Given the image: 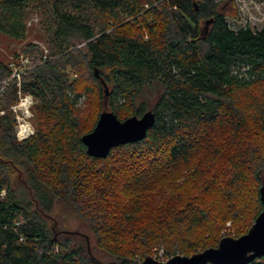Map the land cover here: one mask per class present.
<instances>
[{
    "label": "trees",
    "instance_id": "16d2710c",
    "mask_svg": "<svg viewBox=\"0 0 264 264\" xmlns=\"http://www.w3.org/2000/svg\"><path fill=\"white\" fill-rule=\"evenodd\" d=\"M34 8L51 17L48 51L25 43L29 68L0 93V264H143L155 248L167 260L216 247L228 221L245 234L263 209L264 19L234 27L218 0H0V31L25 40ZM11 75L0 61V88ZM85 76L100 103L91 128ZM21 94L39 122L23 140L12 110ZM106 107L156 120L143 140L97 158L82 137ZM184 176L225 200L192 195L175 183ZM170 177L174 193L161 185ZM59 201L94 243L53 221Z\"/></svg>",
    "mask_w": 264,
    "mask_h": 264
},
{
    "label": "rangeland",
    "instance_id": "374dc122",
    "mask_svg": "<svg viewBox=\"0 0 264 264\" xmlns=\"http://www.w3.org/2000/svg\"><path fill=\"white\" fill-rule=\"evenodd\" d=\"M220 3V6L223 10H225L228 13V21L232 26L234 27H242L244 25H251L252 27L261 28L263 24L264 19V4L261 0H218ZM233 13H236V15H233ZM51 17L48 16L42 9L34 8L29 16L28 21V34L27 38L25 40H18L14 37L9 36L8 34L0 31V61H3L7 63L9 66H11V62L16 61L18 56L17 54H23L22 47L27 42H33L40 45V47L44 50V53H47L48 51V39L50 36L49 33V26L51 24ZM87 77H83L82 84H88L90 90L88 91V98L85 101L86 104L84 105V102L82 105L85 106L86 112L84 115V121L86 123V127L91 128L94 119L98 113V109L100 107L99 103V95L96 89V86L93 82L88 81ZM157 92H154L152 96L148 97V107H151L153 104V101L155 100V95ZM22 98H25V94H22ZM29 95V94H28ZM21 96V95H20ZM20 98L18 103H16L14 106L17 107V113H15L16 117V132L19 124L28 125L33 133L36 132V129L39 125L38 118L35 115L34 112V106H35V100L33 96H31V100H29V113L26 115L23 114V110L19 107L18 104H20ZM13 107V106H12ZM184 175H187V173H184ZM188 176V175H187ZM187 176L181 177L179 180H177L175 183L177 185L184 186L183 189H187L190 191L192 195H196L199 198H203L208 203H213L212 200H214L216 203L219 201L225 200L224 197L222 198V195L224 194V191H221L219 196H210L204 195L202 193V187L203 183L202 181H199L197 178H190V182L186 178ZM173 182V178H167L161 180V185L164 187L169 188V193L176 192L175 189H177V186L171 187V184ZM180 183V184H179ZM248 191V188L245 190V192ZM249 194L251 197V202L249 206H252L251 210H245V216L247 214H250L252 210H254V197H253V190H249ZM242 207V203L240 204V209ZM249 207V209H250ZM249 216V215H248ZM248 216L243 222V225H246L248 221ZM52 219L59 225L60 227H65L68 229V231L72 230L78 233H83L87 237H89V240L91 239L92 243L95 242V236L92 233L91 229L83 222L82 218L78 216V214L75 212L73 205L70 202L66 201H59L56 203L54 207V211L52 214ZM235 225L232 221H228L225 224V227H223L220 231L221 237L231 236V237H237L238 231H240V226ZM245 227V226H244ZM249 230V229H248ZM236 235V236H235ZM157 248L153 249V253L149 256H151L153 259L156 260H162L160 258L162 255L161 253H157ZM160 257H159V256ZM148 257V256H147ZM159 257V258H158ZM142 262V261H141ZM140 264V263H139Z\"/></svg>",
    "mask_w": 264,
    "mask_h": 264
},
{
    "label": "water",
    "instance_id": "95a60500",
    "mask_svg": "<svg viewBox=\"0 0 264 264\" xmlns=\"http://www.w3.org/2000/svg\"><path fill=\"white\" fill-rule=\"evenodd\" d=\"M211 20L206 22L209 25ZM95 75L100 78L105 93L108 86L97 69ZM152 109L142 115H133L124 120L118 118L114 111L107 109L101 112L94 129L83 135L82 141L87 153L93 157L105 158L114 147L121 144L143 140L155 123ZM262 211L256 217L249 230L239 236H226L220 239L216 247H210L191 256L175 255L166 261L148 256L143 264H248L264 256V182L260 187Z\"/></svg>",
    "mask_w": 264,
    "mask_h": 264
},
{
    "label": "built area",
    "instance_id": "2783aa9c",
    "mask_svg": "<svg viewBox=\"0 0 264 264\" xmlns=\"http://www.w3.org/2000/svg\"><path fill=\"white\" fill-rule=\"evenodd\" d=\"M31 61L29 56H26L24 54H19L18 58L16 61L11 62V69H12V75L10 78L6 79L3 81V85L0 88V93H2L6 87V85L8 84V82L12 79L17 77L19 80L21 78V74L27 69L29 68ZM22 94L20 96V104L19 107L23 110V114H27L29 113V100H31V95L25 94V98H22ZM17 107L13 106L12 109L17 113L16 110ZM20 126L17 129V136L20 140L26 139L29 136H31L33 134V131L31 130V128L28 125H24L23 124H19ZM160 261H166L164 259L160 260Z\"/></svg>",
    "mask_w": 264,
    "mask_h": 264
}]
</instances>
